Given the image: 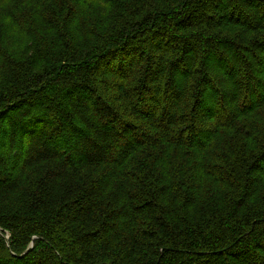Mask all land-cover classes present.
<instances>
[{
  "label": "trees",
  "instance_id": "trees-1",
  "mask_svg": "<svg viewBox=\"0 0 264 264\" xmlns=\"http://www.w3.org/2000/svg\"><path fill=\"white\" fill-rule=\"evenodd\" d=\"M0 264H264V0H0Z\"/></svg>",
  "mask_w": 264,
  "mask_h": 264
},
{
  "label": "rangeland",
  "instance_id": "rangeland-1",
  "mask_svg": "<svg viewBox=\"0 0 264 264\" xmlns=\"http://www.w3.org/2000/svg\"><path fill=\"white\" fill-rule=\"evenodd\" d=\"M7 236V238H9V235H6Z\"/></svg>",
  "mask_w": 264,
  "mask_h": 264
}]
</instances>
